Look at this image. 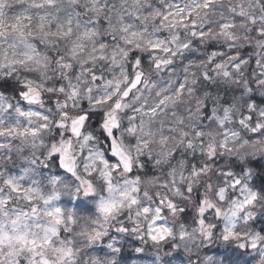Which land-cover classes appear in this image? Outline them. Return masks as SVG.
Masks as SVG:
<instances>
[{"label": "clouds", "instance_id": "9594fccd", "mask_svg": "<svg viewBox=\"0 0 264 264\" xmlns=\"http://www.w3.org/2000/svg\"><path fill=\"white\" fill-rule=\"evenodd\" d=\"M0 264H264V0H0Z\"/></svg>", "mask_w": 264, "mask_h": 264}]
</instances>
